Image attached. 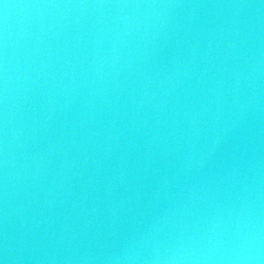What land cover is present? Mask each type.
<instances>
[{
	"label": "water",
	"instance_id": "1",
	"mask_svg": "<svg viewBox=\"0 0 264 264\" xmlns=\"http://www.w3.org/2000/svg\"><path fill=\"white\" fill-rule=\"evenodd\" d=\"M0 264H264V0H0Z\"/></svg>",
	"mask_w": 264,
	"mask_h": 264
}]
</instances>
